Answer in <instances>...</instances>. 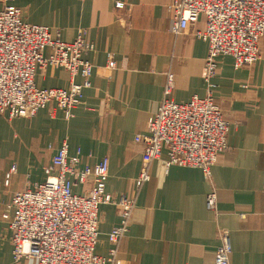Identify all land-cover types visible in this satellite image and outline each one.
Masks as SVG:
<instances>
[{
	"label": "crops",
	"instance_id": "0c3cea01",
	"mask_svg": "<svg viewBox=\"0 0 264 264\" xmlns=\"http://www.w3.org/2000/svg\"><path fill=\"white\" fill-rule=\"evenodd\" d=\"M172 2L0 0V10L19 8L26 23L49 28L53 39L72 43L81 34L95 45L85 58L95 72L104 71L109 54L117 63L110 79L94 74L72 118L55 104L30 118L9 120L0 114V264H38L14 258L13 196L44 182L45 168L63 144L70 156L81 152V169L108 159L106 191L135 199L129 232L116 245L108 234L121 223L118 210L100 206L97 256L118 264H214L223 232L230 238L231 264H264V40L261 59L251 66L236 70L231 58H220L208 86L203 80L208 44L195 36L205 29V19L173 34ZM53 53L44 50L46 57ZM169 75L178 104L212 92L230 125L228 149L211 167V180L202 170L167 168L159 160L150 164L151 180L137 189L144 148L135 138L146 134ZM34 82L40 90L70 89V76L61 67L37 66ZM75 82L82 84L83 78ZM13 166L16 171L6 185ZM87 189L73 180L75 195ZM212 190L217 211L206 203Z\"/></svg>",
	"mask_w": 264,
	"mask_h": 264
},
{
	"label": "built area",
	"instance_id": "2783aa9c",
	"mask_svg": "<svg viewBox=\"0 0 264 264\" xmlns=\"http://www.w3.org/2000/svg\"><path fill=\"white\" fill-rule=\"evenodd\" d=\"M122 8V4L117 5ZM172 32L179 34L205 19V29L195 36L208 44L203 80L208 86L218 73L220 58H231L236 70L261 59L260 43L264 40V0H173ZM51 48L49 57L44 50ZM95 45L80 34L72 43L53 39L49 28L26 23L22 11L14 6L0 10V114L9 120L34 117L41 109L55 104L67 118L83 102V90L90 88L91 78L98 75L110 79L117 68L114 54L108 55L102 72H95L85 58ZM37 66L44 69L63 68L70 76V89L40 90L34 82ZM81 76L82 84L75 78ZM173 76H168L162 102L147 124L146 134L135 142L143 146L142 169L135 180L137 189L151 180L150 164L163 160L165 166L202 170L211 180V167L228 149L230 125L212 92L189 103L172 99ZM81 152L70 156L63 146L45 168L46 178L34 190L14 194L15 216L10 225L13 255L16 260L36 259L38 264H118L96 255L99 241V208L112 205L118 210L121 223L109 234L116 245L129 232L135 199L128 195L115 197L106 191L109 162L104 159L93 168L81 169ZM13 166L6 175L8 185ZM88 185L83 196L73 191V180ZM264 190V176H263ZM211 211L218 210V198L212 190L206 198ZM7 219V215H3ZM214 264H231L229 235L220 233Z\"/></svg>",
	"mask_w": 264,
	"mask_h": 264
}]
</instances>
